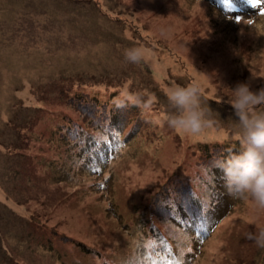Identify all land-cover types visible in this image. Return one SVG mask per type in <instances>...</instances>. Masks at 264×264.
I'll use <instances>...</instances> for the list:
<instances>
[{
    "label": "rangeland",
    "instance_id": "1",
    "mask_svg": "<svg viewBox=\"0 0 264 264\" xmlns=\"http://www.w3.org/2000/svg\"><path fill=\"white\" fill-rule=\"evenodd\" d=\"M259 11L225 13L208 0H0V264H142V235L150 226L166 230L165 220L172 228L148 200L159 191L153 181L188 180L211 197L220 188L214 161L241 148L232 139L231 88L264 87ZM134 47L144 54L139 64L124 58ZM192 83L215 121L193 143L165 122L167 91ZM60 88L67 102L56 99ZM88 93L131 97L159 127L121 144L96 173L77 166L69 133L58 135L70 100ZM73 104L81 120L82 106ZM107 176L112 182L95 192L91 183ZM226 197L228 211L191 264H264V249L247 239L264 227V209ZM209 213L182 212L174 222L188 241L195 227L209 228ZM191 247L181 264L191 262Z\"/></svg>",
    "mask_w": 264,
    "mask_h": 264
},
{
    "label": "trees",
    "instance_id": "2",
    "mask_svg": "<svg viewBox=\"0 0 264 264\" xmlns=\"http://www.w3.org/2000/svg\"><path fill=\"white\" fill-rule=\"evenodd\" d=\"M208 2L216 4L222 12H229L228 5L223 3V0H208ZM236 3L239 8L238 11L243 9L244 6H248L244 3V0H236ZM248 7L250 10H254L250 6ZM259 12L261 13V11ZM242 20L243 18L240 21ZM64 90L66 91V89L60 88V92L59 90L56 91V99L60 102H67ZM117 94H120V92L118 91ZM88 95L84 94L81 97H73V102H77L82 106L81 120L80 117H74V104L70 100L71 113L64 112V116H61V122L58 125V135L68 132L69 137L74 141V145L78 149V156H76L78 162L76 163L79 165L77 166L96 173L98 168L107 166L108 160L114 156L115 151L121 144L131 142V140L143 135L151 128L158 126V124L153 121V118H150L151 116L149 117L150 114L147 110L146 113L143 111L139 102L138 106L117 108L115 102L123 100L121 98L116 100L117 95L106 94L105 96H99L90 95L89 93ZM36 110L39 113L41 108H36ZM233 125L238 128V124ZM156 129H159V127H156ZM200 136L203 137L200 134L199 136L189 138L188 141L193 143L195 140H200ZM233 142L240 144L239 141L233 140ZM241 151V148L239 149L234 145L231 148H226L223 157H227L229 154H239ZM216 169L215 185L220 188L217 187L211 197H205L206 200L204 197L201 198L200 194L194 190L193 185L188 180H178L177 183H174L175 180L172 179L165 184L160 183V180L153 181L155 191L157 189L159 191L156 195H153L154 192L152 191L154 189L151 190V196L148 200L151 199L153 205H156L158 210L162 209L161 211L165 212L166 218L172 222V228L168 231L161 229L157 231V229L150 226L149 231L142 235L144 242H146V245H143V249L144 252L148 253V258L142 260V264H181L180 261L186 252L188 244H192V251L187 254L191 262H187L186 264H191L195 260L196 255L199 253L196 252L197 248H200L204 243L202 238L209 233L208 230L214 229L216 223L222 220L223 212L228 211H223L222 209L230 204V201L226 197H229V194L225 188L223 173L218 167ZM100 172L99 169L97 173ZM112 178L111 176H107L106 179L100 182L96 180L94 183H91V187H94L95 192L98 193L108 187L110 181L112 182ZM87 186L86 184L85 187ZM220 211L221 213L217 215L216 212ZM182 212H191L193 215L194 212H210L206 218L209 221V228L206 231H199L198 226L195 227L194 232L190 234L191 240H188L186 245L177 239V233L183 235L181 232L182 223L180 221L174 222L178 214ZM171 214L173 215L171 216ZM202 220L204 221V219ZM180 249L181 252L179 251Z\"/></svg>",
    "mask_w": 264,
    "mask_h": 264
},
{
    "label": "clouds",
    "instance_id": "3",
    "mask_svg": "<svg viewBox=\"0 0 264 264\" xmlns=\"http://www.w3.org/2000/svg\"><path fill=\"white\" fill-rule=\"evenodd\" d=\"M124 58L129 63L139 64L144 60V54L134 47L125 50ZM231 90L233 96L227 102L238 118V128L233 131L232 139L239 141L242 151L217 157L214 164L223 173L225 188L230 196L251 199L258 209H264V111L257 110V106L264 105V87L253 90L251 82L245 81L238 82ZM166 95L171 113L165 122L175 132L195 137L215 123L201 105L202 89L199 84L185 87L173 85ZM115 103L117 108L138 106V102L131 97ZM162 223L166 230L171 228L167 220ZM177 239L187 243V238L179 233ZM247 239L264 249V227L249 232Z\"/></svg>",
    "mask_w": 264,
    "mask_h": 264
},
{
    "label": "snow or ice",
    "instance_id": "4",
    "mask_svg": "<svg viewBox=\"0 0 264 264\" xmlns=\"http://www.w3.org/2000/svg\"><path fill=\"white\" fill-rule=\"evenodd\" d=\"M223 3L228 5L229 13H234L239 10L236 0H223ZM248 6L253 9L260 10L261 14H264V0H244ZM237 22L241 20V16H236Z\"/></svg>",
    "mask_w": 264,
    "mask_h": 264
}]
</instances>
